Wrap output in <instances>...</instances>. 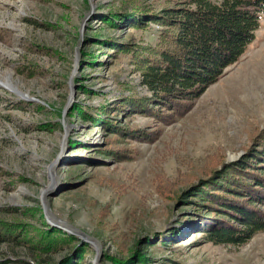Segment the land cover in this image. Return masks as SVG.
<instances>
[{"label":"rangeland","instance_id":"obj_1","mask_svg":"<svg viewBox=\"0 0 264 264\" xmlns=\"http://www.w3.org/2000/svg\"><path fill=\"white\" fill-rule=\"evenodd\" d=\"M179 1L0 0V70L18 86H0V231L16 236L0 243V264L77 253L79 264H130L143 252L152 264H264V232L241 246L207 242L187 197L264 132V18L183 113L138 111L151 93L125 48L156 44L161 27L121 14ZM126 98L125 112L114 103Z\"/></svg>","mask_w":264,"mask_h":264},{"label":"trees","instance_id":"obj_2","mask_svg":"<svg viewBox=\"0 0 264 264\" xmlns=\"http://www.w3.org/2000/svg\"><path fill=\"white\" fill-rule=\"evenodd\" d=\"M121 15L133 28L147 29L151 24L161 27L156 44L134 42L125 48V53L132 54L140 67L142 83L151 93V97L141 99L147 105L138 111L183 113L229 67L238 63L256 40L264 18V0H182L159 12L145 10L133 16ZM125 100L114 105L126 112L134 99ZM187 197L199 209L196 219L199 218L200 227L196 229L203 231L207 242L241 246L263 233L264 132L253 139L243 158L226 164L217 176ZM185 218H192L191 213ZM61 232L68 241L67 233ZM6 240L15 241L16 236L0 231V243ZM151 244L147 248L156 247ZM139 254L130 264H152L144 252ZM77 255L65 264H79L73 262ZM33 264L62 262L44 259Z\"/></svg>","mask_w":264,"mask_h":264},{"label":"bare ground","instance_id":"obj_3","mask_svg":"<svg viewBox=\"0 0 264 264\" xmlns=\"http://www.w3.org/2000/svg\"><path fill=\"white\" fill-rule=\"evenodd\" d=\"M0 86L7 87H18L13 78V73L11 70H0Z\"/></svg>","mask_w":264,"mask_h":264},{"label":"water","instance_id":"obj_4","mask_svg":"<svg viewBox=\"0 0 264 264\" xmlns=\"http://www.w3.org/2000/svg\"><path fill=\"white\" fill-rule=\"evenodd\" d=\"M55 220H57V221H61L60 219H58V218H55ZM62 223H64V225H66L67 227H69L70 229H72V230H76V231H78V232H80L83 236H85V237H88L84 232H82L81 230H79V229H77L74 225H72V224H70V223H68V222H66V221H61ZM89 238H91V237H89ZM92 239V238H91Z\"/></svg>","mask_w":264,"mask_h":264}]
</instances>
